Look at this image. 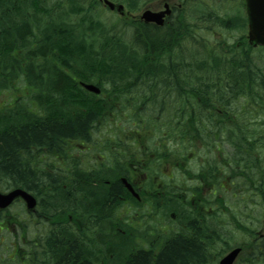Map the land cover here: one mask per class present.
Wrapping results in <instances>:
<instances>
[{"label": "trees", "instance_id": "obj_1", "mask_svg": "<svg viewBox=\"0 0 264 264\" xmlns=\"http://www.w3.org/2000/svg\"><path fill=\"white\" fill-rule=\"evenodd\" d=\"M65 14L60 0H0L1 100L7 95L0 102V189L52 191L64 202L73 188L77 196L90 193L84 182L51 187L52 163L55 155L65 157L68 139L111 125L119 154L127 155L134 129L166 132L174 143L181 138L182 144L219 145L237 178L233 186L244 188L245 199L255 197L264 220V68L246 35L210 42L161 30L143 34L137 27L135 34H90L104 23L62 22ZM184 22L183 28L192 27ZM220 24L232 30L246 19L230 14ZM80 81L97 84L102 94L88 92ZM118 160L126 162L120 155ZM96 188L101 195L87 212L105 218L113 209L110 193L121 185L109 192L104 184ZM102 225L96 238L81 245L65 235L56 263L69 256L70 264H195L203 256L191 240L168 237L158 248L136 252L128 233L106 230L103 217ZM261 249L254 263L264 262V242Z\"/></svg>", "mask_w": 264, "mask_h": 264}, {"label": "flooded vegetation", "instance_id": "obj_2", "mask_svg": "<svg viewBox=\"0 0 264 264\" xmlns=\"http://www.w3.org/2000/svg\"><path fill=\"white\" fill-rule=\"evenodd\" d=\"M74 1L81 3L95 18L102 8L113 14L122 12L118 27L126 23L132 27V32L136 25L143 34L160 30L162 34H181L184 11L181 0L176 3L171 0L143 2L140 8L143 12L163 13L162 25L141 20L143 12L136 13L140 9L134 0H111L116 3L115 9L104 0ZM122 3L125 13L119 7ZM82 16L81 12L76 15L78 19ZM120 33L122 30L110 34ZM157 118L160 119V115ZM137 124L133 123L134 126ZM213 124L205 122L206 126ZM108 132L103 128L92 129L86 138L68 139L69 150L65 157L55 155L57 160L52 163L55 170H50L52 176L48 179L51 187L63 185L64 189L69 184L84 182L90 184V193L77 196L76 188H73V193L66 196L71 198L70 202H64L52 191H30L33 203L24 196H17L0 206V264H42L44 261L58 264L56 246L66 239L65 235H72L77 245L84 244L101 231L102 217L106 230L129 234L136 252L158 248L168 237L191 240L200 246L203 256L195 264H220L231 249L239 246L242 252L234 264H247V260L257 264L252 257L259 256L262 250L261 216L249 215L254 233L248 231L246 237L252 238L254 244L248 256L244 251L245 244L230 243L232 224L239 226V222H246L249 217L241 219L240 214L228 205L232 194L246 195L242 193L244 188L241 192L233 186L237 178L232 175L230 163L225 158L227 151H221L220 146L214 144L183 145L178 138L175 152L167 154L165 148L172 139H167L166 132L157 135L152 130L134 129L129 131V151L125 155L117 151V140L103 136ZM199 134H203L202 130ZM115 153L126 162H120ZM122 163L125 168L119 169ZM115 183L121 185V191L112 189L110 193L112 211L105 218L88 213L89 204L97 203L101 195L97 192L98 184H104L109 192ZM15 188L18 187H12L8 192ZM247 196H253L252 192L248 191ZM7 235L13 238L7 240ZM63 259V264H70L69 256Z\"/></svg>", "mask_w": 264, "mask_h": 264}, {"label": "rangeland", "instance_id": "obj_3", "mask_svg": "<svg viewBox=\"0 0 264 264\" xmlns=\"http://www.w3.org/2000/svg\"><path fill=\"white\" fill-rule=\"evenodd\" d=\"M51 1L57 2L59 0H51ZM122 1L129 2V0H122ZM134 1L136 2V6L140 9L142 8L143 2L145 0H134ZM156 1L157 3H159V0ZM178 1L179 0H171L172 3L173 2L176 3ZM181 1L186 2L189 7L188 11L185 14L186 20L190 18L192 12L196 17V20L198 21L196 22L198 23V26H200V17L204 19V24H201V26L203 28H206V30L204 31V29L201 30L200 28H197L196 36H200L201 38L208 40L210 42H217L219 38H225V36L227 35L228 37H230V42H234L235 40L239 39L240 34L248 33L247 24L245 28L240 25L238 28L232 30L220 24L221 19L230 14L232 15L238 14L239 16L240 13H242V15L246 18L245 8L244 5L242 6L241 0H181ZM192 1H194V3ZM63 2L65 4L64 5L65 9L70 8L74 3L72 0H63ZM202 8L205 12L203 14H200ZM80 9H81L80 5L77 4L73 9L66 10L67 14L61 15L60 20L62 22H68L69 19L73 20L72 14L74 12L78 14L79 12H81ZM142 12L143 10L140 9L139 12L136 13L140 15ZM99 13H100L99 18L108 22L112 26H118V24L120 23L121 17H119L118 15H112V13L110 14L109 11L108 13H106L102 10H99ZM216 19L218 21H216ZM214 22H217L216 23L217 25H213ZM127 27L128 26L126 25V23L122 24V29H126ZM128 28L132 30V27H128ZM191 29L192 27L188 29L189 30L188 34L190 33ZM253 56L259 67L264 68V49H259V48L255 49L253 52ZM5 97H7V95H5L2 100L0 98V102H3ZM107 126L109 128L111 127V125H107ZM238 195L239 196L232 194L228 199V205L232 209H235L240 214L241 219L242 218L244 219V216L249 217L251 212H257V211L259 212V210L254 206V201H253L254 197L245 199L244 196L240 194ZM251 220L252 217H249V219H247V222H250ZM12 238L13 236L7 235V240H11ZM262 264H264V262Z\"/></svg>", "mask_w": 264, "mask_h": 264}, {"label": "water", "instance_id": "obj_4", "mask_svg": "<svg viewBox=\"0 0 264 264\" xmlns=\"http://www.w3.org/2000/svg\"><path fill=\"white\" fill-rule=\"evenodd\" d=\"M247 13L249 18V41L254 45H264V0H246ZM147 19L160 21L158 17L145 15ZM83 86L93 92L99 93L100 89L94 84L82 83ZM31 196L22 189H16L9 194L0 192V201H11L15 196ZM239 249L234 250L226 256L221 264H231Z\"/></svg>", "mask_w": 264, "mask_h": 264}, {"label": "bare ground", "instance_id": "obj_5", "mask_svg": "<svg viewBox=\"0 0 264 264\" xmlns=\"http://www.w3.org/2000/svg\"><path fill=\"white\" fill-rule=\"evenodd\" d=\"M156 33H159V32H158V31H156ZM156 33H155V34H156ZM57 34H58V33H57Z\"/></svg>", "mask_w": 264, "mask_h": 264}]
</instances>
